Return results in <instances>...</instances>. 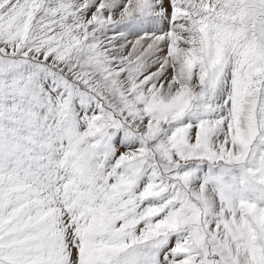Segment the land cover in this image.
Here are the masks:
<instances>
[{
  "label": "snow or ice",
  "instance_id": "6c2138e0",
  "mask_svg": "<svg viewBox=\"0 0 264 264\" xmlns=\"http://www.w3.org/2000/svg\"><path fill=\"white\" fill-rule=\"evenodd\" d=\"M0 264H264V0H0Z\"/></svg>",
  "mask_w": 264,
  "mask_h": 264
}]
</instances>
